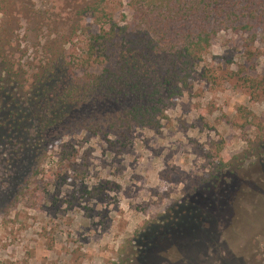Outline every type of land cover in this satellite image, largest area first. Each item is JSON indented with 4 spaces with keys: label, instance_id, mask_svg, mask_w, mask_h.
<instances>
[{
    "label": "rangeland",
    "instance_id": "rangeland-1",
    "mask_svg": "<svg viewBox=\"0 0 264 264\" xmlns=\"http://www.w3.org/2000/svg\"><path fill=\"white\" fill-rule=\"evenodd\" d=\"M128 1L104 0L97 17L85 19L79 12L100 0H0V35L8 40L10 64L24 66L29 84L53 40L69 60H85L89 34L97 33L102 22H129ZM231 4L241 8L243 20L254 22L256 39L240 30H221L191 87L167 107L160 128H134L126 146L83 140V149L92 150L84 180L91 194L71 201L67 186L50 193L40 188L48 201L31 207L23 200L4 212L0 264H115L120 247L136 230L145 264H264V156L232 161L222 175L235 172L232 196L227 192L212 201V208L221 205L222 211L209 214L203 208L194 215L202 228L173 239L168 227L158 223L159 216L214 173L218 157L243 153L255 125L264 126V93H254L245 81L264 82V0ZM64 34L72 35L69 44L62 41ZM3 62L0 58V66ZM14 86L0 84V204L15 188L9 177L19 162L10 156L13 146L18 148L16 139L6 137L12 124L7 114L15 102L21 106L24 95Z\"/></svg>",
    "mask_w": 264,
    "mask_h": 264
},
{
    "label": "trees",
    "instance_id": "trees-1",
    "mask_svg": "<svg viewBox=\"0 0 264 264\" xmlns=\"http://www.w3.org/2000/svg\"><path fill=\"white\" fill-rule=\"evenodd\" d=\"M103 2L85 5L79 15L97 17ZM128 4L129 22L121 26L102 22L97 33L89 34L85 60H69L64 49L51 41L46 60H40L29 84L30 73L22 65L17 69L10 64L5 52L8 40L0 35L4 61L0 84L24 91L21 106L15 102L7 114L12 124L6 137H14L18 145L10 156L19 162L14 175L8 176L15 188L0 204L1 217L23 200L31 207L46 201L40 188L50 193L53 187L67 186L71 201L90 195L92 189L84 180L92 150L83 149L84 141L99 138L111 148L126 146L134 128H160L167 107L191 87L194 73L221 30H240L256 39L254 22L249 17L243 20L241 8L234 10L231 0H129ZM71 36H62L64 44L70 43ZM245 81L254 93H264L263 81L251 77ZM5 126L4 121L1 128ZM255 126L251 146L231 158L218 157L214 173L159 216V225L168 227L166 233L173 239L203 225L194 222L203 208L209 214L222 211L223 206L213 209L211 203L224 193L232 196L235 172L222 175L233 160L264 156V126ZM141 239L136 230L120 247V261L115 264H145L144 250L137 251Z\"/></svg>",
    "mask_w": 264,
    "mask_h": 264
}]
</instances>
